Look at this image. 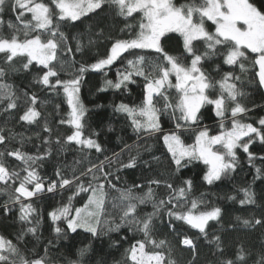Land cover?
I'll return each instance as SVG.
<instances>
[{"label":"snow or ice","instance_id":"obj_1","mask_svg":"<svg viewBox=\"0 0 264 264\" xmlns=\"http://www.w3.org/2000/svg\"><path fill=\"white\" fill-rule=\"evenodd\" d=\"M106 5L126 21L135 19L134 14L138 13L139 23H126L127 37L111 39L104 55H98L94 61L86 60L85 48L92 47L96 41L89 38L85 45L83 36L70 37L65 28L75 27L77 21L90 13L104 11ZM6 12L14 14L15 19L5 20ZM207 22L214 26V31ZM170 33L178 34L182 41L179 55L170 54L165 47V40L171 39ZM102 36L103 33H96L97 40ZM72 40L76 41L75 48L71 46ZM199 42H203L202 48ZM146 52L157 55L151 58ZM249 53L254 54L252 63L259 69L258 85L264 89V7L258 6L255 0H185L179 6L174 0H0V114L5 116L0 126V194L7 196L0 205V213L8 217L16 207V222L20 224L15 240L0 235V264H65V261L66 264H87L93 251L90 244L78 249L75 259L65 257L58 261L51 257L48 247L41 254L35 245L30 248L26 239L31 236L39 240L42 217L36 202L47 194L54 197L65 192L67 200L47 213L56 236L77 233L79 229L91 237L101 238L127 229L133 239L117 264H179L175 246L166 237H160L157 222L179 237L177 244L190 253L187 264H197L199 246L181 231L179 222L197 230L212 246V255L216 257L213 264H264V246L254 259L252 252L243 246L228 256L221 237L209 236L210 222H219L222 210L207 206L203 194L192 198V180L185 179L177 185L171 180L152 178L147 181L145 191L143 184L120 186L117 174L123 169H134L141 162L149 169L154 162L159 165L162 157L152 153L153 146L148 143L155 139L162 141L166 149L164 159L170 172L180 174L182 169L199 161L206 166L202 180L213 185L237 171L242 152L249 167L254 169L253 181L264 182V155L258 156L251 150L256 143L264 146V117L255 121L246 119L253 109L247 106L246 93L237 84L241 75L235 73L236 67L245 72L244 61L250 59ZM217 56L222 57L223 65L230 66L225 69L218 65L217 75L223 73L218 80L205 71V63ZM117 61L125 66L117 69L115 80L108 79ZM21 71L34 72V83L43 90L56 95L62 92L69 110L67 119L62 118L58 123L69 125L70 134L53 141L52 128L45 121L42 131L48 135L35 134L41 143L33 145L34 153L23 148L32 137L8 127L7 117L17 112L20 113L17 123L24 125L39 124L42 117L39 107L44 101L35 92H21L9 82ZM90 72L102 73L105 77L99 92L126 90L129 85L139 83L137 78L143 80L140 104L129 106L121 102L113 108L126 114L133 133L144 144L136 145L135 153L132 146L124 144L120 152L114 151L111 157L104 155L98 164L90 163L87 167L82 160H76L71 166V175L58 166L54 177H48L40 168L52 155L53 143L61 151L65 145H75L81 151L105 152L94 138L99 133L84 135V120L89 110L81 99V90ZM170 89H175V96ZM22 98L23 108L19 103ZM206 106H211L218 120V132L213 133L202 123V109ZM56 107L60 109L59 104ZM165 116L173 124L169 130L163 127ZM186 134L193 138L192 143L184 141L182 137ZM13 142L20 147H10ZM125 149L127 161L121 159ZM142 151L151 153V159H144ZM114 163L118 165L116 172L110 167ZM152 185L163 188V192L158 193ZM106 189L116 195L109 198ZM240 192V205L257 204L251 183ZM77 197L83 201L81 207L73 203ZM108 203L111 211L107 210ZM149 205L152 210L144 211ZM201 205L206 207L201 209ZM236 219L246 229L264 228V216ZM122 239H128L127 235ZM119 243L112 241L113 246Z\"/></svg>","mask_w":264,"mask_h":264},{"label":"trees","instance_id":"obj_2","mask_svg":"<svg viewBox=\"0 0 264 264\" xmlns=\"http://www.w3.org/2000/svg\"><path fill=\"white\" fill-rule=\"evenodd\" d=\"M174 3L179 6L185 3V0H174ZM258 6L264 7V0H255ZM135 19L129 18L127 21L120 16L115 15L114 11L105 6L104 11H98L97 13H90L87 17H83L82 21H77L76 26L69 25L65 28L66 35L71 36H83V42L87 45L88 39L95 40L96 43L90 48H85L83 58L86 60L94 61V59L100 55H104L107 48L110 47L111 39L127 37L128 31L125 28L126 23H132L138 25L139 14H134ZM5 20H14V14L6 12L4 14ZM207 26L214 31V26L210 22H207ZM124 29V31H121ZM96 33H103L101 39L97 40ZM171 39L165 40V47L170 54L179 55L182 52V41L178 34H168ZM76 41H71V46L75 48ZM199 47H203V42H199ZM127 55V54H125ZM145 55L155 58L156 53L146 52ZM250 59L244 61L246 70L241 73L239 68H235V73L241 75V80L237 82L238 86L246 93L245 102L248 107L253 110L247 114L246 119L248 121H255L259 117H264V91L259 88L258 66H254L252 60L254 54H248ZM131 58V57H129ZM71 59V57H69ZM76 59H80V55L77 54ZM222 66L225 69H229L230 66L223 65L222 57H214L213 60L205 63V71H207L216 80L220 79L223 73L217 75V67ZM125 64L117 61L111 68L108 74V79L115 80L117 69H122ZM34 72L26 73L19 72L10 78L9 82L23 92L27 90L29 92H35L44 103L39 107L42 112L39 124L24 125L22 122L17 123V112L14 116H8V127H12L15 132L23 133L25 137H32L30 142L24 144L25 151L34 153L36 148L34 144H40L41 141L36 138V133L39 132L41 137L47 136L48 133L42 131L45 121L48 126L52 128V140L55 141L57 137L63 139L67 134H70L71 128L69 125H61L58 123L60 119H67L66 113L69 111L66 102H64L63 93L59 95L43 90L40 85L34 83ZM64 78H69L65 73H61ZM105 79L102 73H87L85 76L86 84L82 86L81 99L85 106L88 108V113L85 116L84 135L89 136L92 132H97L99 135L94 138L105 149L104 154L96 153L95 150H79L75 145H65L63 151L59 149L55 143L51 145L52 155L44 162L40 168L42 174L48 177H54L55 169L59 166L64 168L68 175H71V166L76 160H82L83 166L87 167L90 163H99L104 159V155L109 157L112 153L120 152L124 144L130 145L135 153L136 145H143L144 141L138 139L133 133L130 127V121L127 119L126 114L118 113L114 111L113 105L121 102L132 105H138L141 103L143 96V80L137 78L139 83L129 85L126 90H113L108 89L104 92H99L98 88L102 86V82ZM173 83L175 78L172 77ZM218 87V86H217ZM173 96H175V89L169 90ZM213 96L216 92L212 93ZM21 108L24 106L23 98L19 101ZM60 105V109L57 110V105ZM211 106H206L202 109V123L209 126L213 133L218 132V120L211 110ZM5 116L0 114V126H3ZM163 127L165 130H169L173 127V124L168 116L163 117ZM111 129V130H110ZM186 143H192L193 138L190 135L182 137ZM149 144L152 147V153L162 157V162L157 165L153 163L151 169L144 167L141 162L134 169H123L119 173L120 186L131 187L134 184H143L144 190H147V181L152 178H161L174 181L179 185L185 179L193 181V189L191 193L192 198H199L203 194L204 199L207 201V206H218L221 208V218L219 222H210L211 227L207 230L209 236L213 234L221 237L222 245L228 256H232L235 251L243 246L245 250L252 252V259L256 257V254L260 251L261 246H264V228L246 229L236 219L237 217L249 218L264 216V182L259 180L253 181L254 169L250 168L247 163V158L242 152L239 153L241 164L237 168V171L229 177L222 178L220 181H216L213 185H208L202 180V176L206 171V166L202 162H193L187 168L181 170L180 174L170 172L167 170V161L164 159L166 155V149L163 148L162 141L155 139L149 140ZM10 147H20L17 142H13ZM44 146L41 144V148ZM264 146L256 143L252 147V151L258 156L264 155V151L261 148ZM141 156L144 159H151V153L141 152ZM86 157V158H85ZM127 149L121 156V159L127 161L128 159ZM255 163L258 166H262L259 160ZM79 168L80 165H77ZM107 167V163H106ZM113 172H116L117 164L110 166ZM115 182V181H113ZM251 183L253 190L256 193L257 204L256 205H240L239 199L242 198L240 189L246 187ZM152 187L158 192L162 193L163 188L157 189L155 185ZM110 193V197L116 195L111 189H106ZM136 191H140L137 189ZM68 193L47 194V196L41 198L36 202V207L41 214V224L38 230L39 240L34 239L31 236H27L29 241V247L35 245V250L40 251L43 254V248L48 247L50 249V255L55 260H64L65 257L69 259H75L77 250L91 245L93 251L89 253L90 259L87 264H117L122 261L124 250L128 247L129 242L133 239L132 235L127 232V229H121L119 233H111L101 238L91 237L89 233H85L82 230L77 233H67L66 236L58 238L53 231V225L48 218L47 213L54 207L58 206L62 201L67 200ZM229 196H235V200H229ZM7 196L0 194V205L4 203ZM74 205L81 207L83 201L80 197H77L73 201ZM190 206V204H189ZM143 207V206H142ZM206 205H201L200 208L204 209ZM107 210L111 211V203L107 204ZM144 211H151V206H147ZM18 209L13 207V212L8 217H4L0 213V235H4L9 239L15 240V234L20 230V224L16 222V212ZM167 223L165 219L164 224ZM181 231L187 234L190 238L196 241L199 246V257L197 264H213L216 257L212 255L213 248L209 245L202 236L199 235L197 230L189 228L187 225H183L179 222ZM62 227L66 225L61 224ZM157 226L160 228V237H166L175 246V257L179 261V264H187V260L190 259V253L183 246L178 245L179 239L174 233H170L169 230L164 227L160 222H157ZM127 235L128 239H122ZM113 240H118L120 243L116 246L112 245ZM51 241V243H49ZM66 264V261H65Z\"/></svg>","mask_w":264,"mask_h":264},{"label":"rangeland","instance_id":"obj_3","mask_svg":"<svg viewBox=\"0 0 264 264\" xmlns=\"http://www.w3.org/2000/svg\"><path fill=\"white\" fill-rule=\"evenodd\" d=\"M258 71H259V69H258ZM263 91H264V89H263Z\"/></svg>","mask_w":264,"mask_h":264}]
</instances>
